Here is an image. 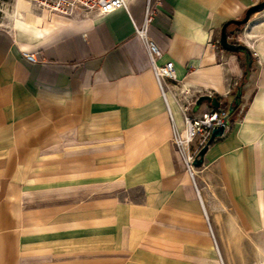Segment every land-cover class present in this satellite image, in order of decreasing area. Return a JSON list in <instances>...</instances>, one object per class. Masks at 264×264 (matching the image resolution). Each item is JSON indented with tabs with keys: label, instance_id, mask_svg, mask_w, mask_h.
Here are the masks:
<instances>
[{
	"label": "crops",
	"instance_id": "1",
	"mask_svg": "<svg viewBox=\"0 0 264 264\" xmlns=\"http://www.w3.org/2000/svg\"><path fill=\"white\" fill-rule=\"evenodd\" d=\"M261 1L29 3L0 26V264H226L264 224V8L233 23ZM147 6L155 63L176 73L165 99L134 29ZM184 89L194 114L205 95L233 106L195 185L172 141Z\"/></svg>",
	"mask_w": 264,
	"mask_h": 264
},
{
	"label": "built area",
	"instance_id": "2",
	"mask_svg": "<svg viewBox=\"0 0 264 264\" xmlns=\"http://www.w3.org/2000/svg\"><path fill=\"white\" fill-rule=\"evenodd\" d=\"M36 6L46 9L52 13L70 16L75 10L92 11L98 14L111 12L115 9L126 6L128 0H30ZM156 14L154 8L147 6L143 12L142 20L139 24H134L136 37L142 42L147 52L148 60L153 70L155 79L165 99L164 82L166 79L176 81L174 64L168 60L162 64L155 63V56L159 55L161 50L158 45L149 36V27ZM22 55L31 62H37L38 59L34 54L22 52ZM188 89L179 93L178 101L181 103L183 110L184 126L181 130L173 135V144L179 153L185 171L188 173L193 184L195 185V168L194 160L198 157L200 149L207 143L213 128L221 126L223 133L230 128V119L233 110L229 106L210 107L200 114H194L189 111L191 100L188 97ZM222 133V134H223ZM195 147L191 148V144ZM200 200V195L197 190ZM201 201V200H200ZM207 219V218H206ZM208 227L210 225L207 221Z\"/></svg>",
	"mask_w": 264,
	"mask_h": 264
},
{
	"label": "rangeland",
	"instance_id": "3",
	"mask_svg": "<svg viewBox=\"0 0 264 264\" xmlns=\"http://www.w3.org/2000/svg\"><path fill=\"white\" fill-rule=\"evenodd\" d=\"M29 3L35 6L30 0H0V26L24 20ZM243 234L245 239L229 243V251L222 248L226 264H264V224Z\"/></svg>",
	"mask_w": 264,
	"mask_h": 264
},
{
	"label": "water",
	"instance_id": "4",
	"mask_svg": "<svg viewBox=\"0 0 264 264\" xmlns=\"http://www.w3.org/2000/svg\"><path fill=\"white\" fill-rule=\"evenodd\" d=\"M263 8H264V0H262L260 3H258L256 5L248 8L246 10V12H245L244 18L242 20H233V23L238 24V25L245 24L248 21L249 17L253 13H255L257 11H260ZM225 26L226 25H224L223 28H225ZM239 48H243V46L242 45L233 46L234 50H237ZM204 99L207 100L212 107L217 108V107L220 106V103H219L218 99L216 97H214V96L205 95V96H202L201 98H199V100H204ZM229 109L233 110V106H229ZM222 133H223V128L221 126H218V127H215V128L212 129L210 137H209L207 143L200 149V151L198 153V157L194 160V164L196 166H198V165H200L202 163L203 155H204L205 151L207 150L208 145L214 140L215 137L221 136Z\"/></svg>",
	"mask_w": 264,
	"mask_h": 264
},
{
	"label": "bare ground",
	"instance_id": "5",
	"mask_svg": "<svg viewBox=\"0 0 264 264\" xmlns=\"http://www.w3.org/2000/svg\"><path fill=\"white\" fill-rule=\"evenodd\" d=\"M221 256V255H220Z\"/></svg>",
	"mask_w": 264,
	"mask_h": 264
}]
</instances>
